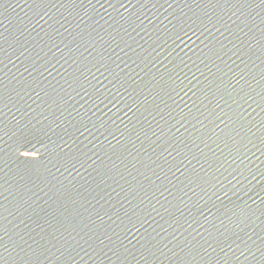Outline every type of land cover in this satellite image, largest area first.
<instances>
[{
  "label": "water",
  "instance_id": "95a60500",
  "mask_svg": "<svg viewBox=\"0 0 264 264\" xmlns=\"http://www.w3.org/2000/svg\"><path fill=\"white\" fill-rule=\"evenodd\" d=\"M0 264H264V0H0Z\"/></svg>",
  "mask_w": 264,
  "mask_h": 264
}]
</instances>
